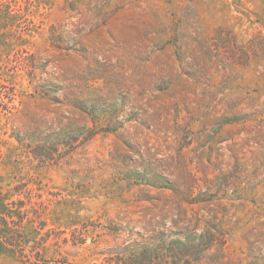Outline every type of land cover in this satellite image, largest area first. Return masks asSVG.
Segmentation results:
<instances>
[{"label":"rangeland","instance_id":"1","mask_svg":"<svg viewBox=\"0 0 264 264\" xmlns=\"http://www.w3.org/2000/svg\"><path fill=\"white\" fill-rule=\"evenodd\" d=\"M145 251L264 264V0H0V264Z\"/></svg>","mask_w":264,"mask_h":264},{"label":"trees","instance_id":"2","mask_svg":"<svg viewBox=\"0 0 264 264\" xmlns=\"http://www.w3.org/2000/svg\"><path fill=\"white\" fill-rule=\"evenodd\" d=\"M184 250L187 252V255H189V256H193L191 254H195L196 255V253L193 252V251H195V249H192L191 247L190 248L189 247H187V248L184 247ZM191 250H193V251H191ZM173 254H176V253H173ZM154 257H155V255H154ZM154 257H152L149 252L145 251V252L140 253L137 256H135V258L131 261V263H130V261L128 259V260L125 261L124 264H156L154 262L155 261ZM193 258H194V256H193ZM153 259H154V261H153Z\"/></svg>","mask_w":264,"mask_h":264}]
</instances>
